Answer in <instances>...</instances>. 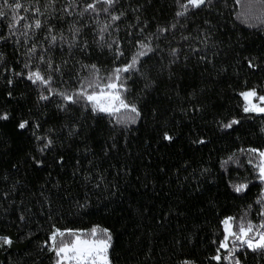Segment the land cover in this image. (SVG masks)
<instances>
[{
	"label": "snow or ice",
	"instance_id": "obj_1",
	"mask_svg": "<svg viewBox=\"0 0 264 264\" xmlns=\"http://www.w3.org/2000/svg\"><path fill=\"white\" fill-rule=\"evenodd\" d=\"M234 3L240 8L231 14L235 21L264 36V0ZM150 4L151 0H0V45L11 46L14 53L10 58L0 51L4 95L11 100L17 86L23 84L26 93L21 96L32 97L27 113L0 111V123L14 122L16 133L29 138L31 147L24 153L23 163L33 171L62 169V149L75 147L78 157L72 175L79 178L83 173L85 186L91 184L92 189L112 197L122 196L119 184L109 181L93 159H88L86 169L82 165L81 150L85 157L93 153L86 133L90 122L103 121L109 129V142L101 149L106 157L119 151L118 138L143 120L153 93L160 92L162 85L179 96L183 78L195 76L198 69L201 78L207 73L213 80L227 73L226 67L217 65L224 50L222 41L216 39L220 28L214 13L223 16L228 0H170L171 16L164 21L143 15ZM202 15L205 18L201 20ZM237 46L244 47L239 39ZM242 60L248 76L264 72V53L245 55ZM235 76L228 85L231 107L226 115L221 111L213 117L215 130L233 137L252 125L253 134L264 140V79L249 84L241 72ZM190 88L185 94L189 101L205 91L197 84ZM190 107L196 112L205 109L202 104ZM188 110L181 107L182 113ZM151 113L155 117L157 110L153 108ZM157 130L160 142L175 143L176 135L166 122ZM190 143L198 150L210 140L197 135ZM232 145L214 161L210 157L198 167L192 166L191 159L182 163L185 171L192 168L185 179L192 178L194 193L202 192L205 184L222 187L225 204L222 207L218 197L208 201V210L216 219L202 255L182 253L173 264H264V144L246 143L242 135H235ZM2 147L8 154L10 145ZM11 167L18 169L19 164L13 162ZM122 173L130 174L118 168L117 176ZM19 183L15 180L12 187ZM53 187L59 188L60 182ZM90 199L85 193L83 202L75 201L76 216L82 219L88 214ZM44 205L51 209L52 201L44 197ZM25 212L32 209H21L17 220L31 224ZM46 220L48 228L42 239H34L32 231L17 237L30 245L16 264H45V257L47 264H118L112 228L99 222L62 227L64 217L56 219L51 212ZM16 242L0 234V251L9 252Z\"/></svg>",
	"mask_w": 264,
	"mask_h": 264
},
{
	"label": "trees",
	"instance_id": "obj_2",
	"mask_svg": "<svg viewBox=\"0 0 264 264\" xmlns=\"http://www.w3.org/2000/svg\"><path fill=\"white\" fill-rule=\"evenodd\" d=\"M169 4L170 0H151L143 15L148 18L156 16L164 21L171 16ZM237 11L240 8L234 0H228L223 16L214 13L220 28L216 39L222 41L221 47L224 50L217 65L226 67L227 73L213 80L207 73L201 78L198 69L195 76L190 74L183 78L179 96L171 87L162 85L160 92L153 93L143 120L133 126L131 132L118 138L119 151H112L106 157L101 149L109 142V129L103 121L90 122L91 128L86 129V133L90 136L88 143L93 153L85 157L81 150L79 158L82 159V165L86 169L88 159H93L109 181L115 180L119 184L122 196L118 194L112 197L102 190L92 189L91 184L85 186L83 173L79 178L72 175L78 157L75 147L65 146L62 149L65 155L62 169L43 167L33 171L23 163L24 153L31 147L29 138L16 133L14 122L0 123V234H7L17 241L9 252L0 251V264H9V261L16 264L30 245L29 241L17 240V237L29 231L34 232V239L37 236L41 239L44 237L49 212L56 219L64 217L59 225L62 227H86L99 222L112 228L115 232L114 256L118 264H173L175 257L182 253H191L196 257L202 255L216 219L208 210V201L218 197L223 207L224 190L222 187L218 189L216 185L205 184L202 192L194 193L192 178L189 176L185 179L192 168L185 171L182 168L183 161L191 159L193 167L209 162L210 157L214 161L222 151L233 146L235 135H242L246 143L264 144V140L253 134L252 125L228 137L218 133L213 124V117L218 112L224 111L226 115V109L231 107V90L228 85L236 80L235 73L241 72L249 84L264 79V72L248 76L242 60L245 55L258 56L264 53V36L235 21L231 14ZM204 18L202 15L200 19ZM238 39L239 44L244 45L243 48L237 46ZM0 51H6L10 58L14 54L11 46L5 48L0 45ZM193 84L205 91L189 101L185 94ZM4 88V82L0 79V111L7 109L13 114L27 113L32 97L27 94L21 96V92L26 93L24 85L17 86L11 100L4 95ZM192 104L205 105V109L196 112L190 107ZM181 107L188 108V112L182 113ZM153 108L157 110L155 117L151 113ZM165 122L176 135L173 144L158 140L160 133L157 129ZM197 135L207 137L210 143L199 146L197 150V146L190 143ZM5 143L10 145L8 154L3 152L2 145ZM75 143L83 148L79 141ZM13 162L19 164L18 169L11 167ZM48 163L51 164V157ZM118 168H124L130 174L117 176ZM6 175L9 177L7 181L3 180ZM17 179L20 183L13 188ZM56 181L60 182L59 188L53 187ZM41 192L52 201L51 209L47 205L42 207L44 197ZM6 193L10 194L7 199L4 198ZM85 193L91 198L90 207L88 214L81 219L75 215V201L79 199L83 202ZM27 208L32 209L31 213L25 212L30 215L32 223H20L17 215L21 209ZM72 221L74 223H69ZM44 261L47 264L46 257Z\"/></svg>",
	"mask_w": 264,
	"mask_h": 264
}]
</instances>
